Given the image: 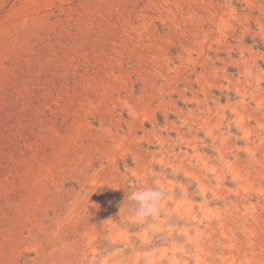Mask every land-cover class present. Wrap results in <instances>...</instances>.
<instances>
[{
  "label": "rangeland",
  "instance_id": "rangeland-1",
  "mask_svg": "<svg viewBox=\"0 0 264 264\" xmlns=\"http://www.w3.org/2000/svg\"><path fill=\"white\" fill-rule=\"evenodd\" d=\"M0 264H264V0H0Z\"/></svg>",
  "mask_w": 264,
  "mask_h": 264
},
{
  "label": "clouds",
  "instance_id": "clouds-1",
  "mask_svg": "<svg viewBox=\"0 0 264 264\" xmlns=\"http://www.w3.org/2000/svg\"><path fill=\"white\" fill-rule=\"evenodd\" d=\"M166 195L165 188L158 182L145 185L143 181H138L134 190L127 195L133 213L132 221L142 222L158 218Z\"/></svg>",
  "mask_w": 264,
  "mask_h": 264
}]
</instances>
